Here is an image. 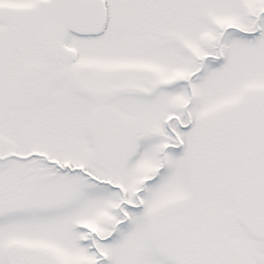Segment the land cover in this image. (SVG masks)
Wrapping results in <instances>:
<instances>
[{
    "label": "snow or ice",
    "instance_id": "6c2138e0",
    "mask_svg": "<svg viewBox=\"0 0 264 264\" xmlns=\"http://www.w3.org/2000/svg\"><path fill=\"white\" fill-rule=\"evenodd\" d=\"M0 264H264V0H0Z\"/></svg>",
    "mask_w": 264,
    "mask_h": 264
}]
</instances>
